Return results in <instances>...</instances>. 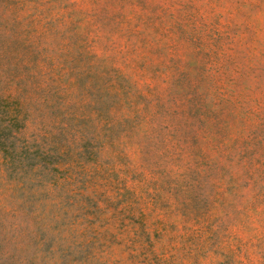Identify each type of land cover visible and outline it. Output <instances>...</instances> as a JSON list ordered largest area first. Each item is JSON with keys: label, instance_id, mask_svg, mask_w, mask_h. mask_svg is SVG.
<instances>
[{"label": "rangeland", "instance_id": "obj_1", "mask_svg": "<svg viewBox=\"0 0 264 264\" xmlns=\"http://www.w3.org/2000/svg\"><path fill=\"white\" fill-rule=\"evenodd\" d=\"M0 264H264V0H0Z\"/></svg>", "mask_w": 264, "mask_h": 264}]
</instances>
